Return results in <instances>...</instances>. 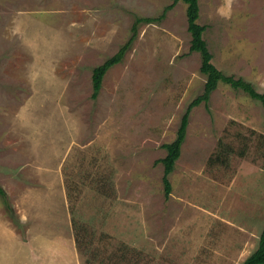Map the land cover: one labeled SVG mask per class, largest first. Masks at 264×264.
<instances>
[{
	"label": "rangeland",
	"instance_id": "1",
	"mask_svg": "<svg viewBox=\"0 0 264 264\" xmlns=\"http://www.w3.org/2000/svg\"><path fill=\"white\" fill-rule=\"evenodd\" d=\"M213 63L264 92V0H200ZM172 0H0V264H242L264 228V106L203 93L187 4L141 22L93 98V70ZM9 206H8V205Z\"/></svg>",
	"mask_w": 264,
	"mask_h": 264
},
{
	"label": "trees",
	"instance_id": "2",
	"mask_svg": "<svg viewBox=\"0 0 264 264\" xmlns=\"http://www.w3.org/2000/svg\"><path fill=\"white\" fill-rule=\"evenodd\" d=\"M179 1H183L187 4L188 30L192 35L190 50L200 52L202 56L201 71L206 75V83L203 93L196 97L189 104L185 114L183 115L181 125L175 140L164 145L167 150V154L165 157L160 159V162H162L164 165L163 182L167 197L172 192V184L169 175L174 170L176 161L181 155L182 145L186 138L190 112L195 106L201 104L202 102L207 104L210 100L212 92L218 87L220 82L228 83L235 89H241L245 91L252 98L259 100L264 106V92L258 91L252 82L242 77L237 78L233 75L225 74L213 63V54L211 53L207 41L204 38V31L206 29V26L198 22V19L200 17V0H172V3L165 7L162 15L157 18L136 17L131 28V35L127 39V41L121 45L119 50L113 56L109 57L101 65L94 68L93 98H96L98 96L102 87L103 78L107 71L112 66L118 64L123 60L127 50L130 48L131 44L138 35L139 24L143 21L152 22L162 18L166 14L167 10L172 9ZM0 196L5 199L6 202H8L7 192L1 184ZM242 264H264V228L260 235L258 247L243 261Z\"/></svg>",
	"mask_w": 264,
	"mask_h": 264
}]
</instances>
